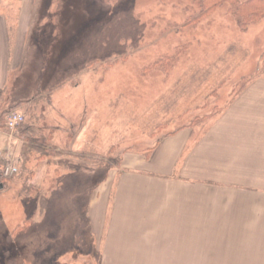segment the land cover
<instances>
[{"label": "rangeland", "instance_id": "rangeland-1", "mask_svg": "<svg viewBox=\"0 0 264 264\" xmlns=\"http://www.w3.org/2000/svg\"><path fill=\"white\" fill-rule=\"evenodd\" d=\"M234 9L220 0L189 24L200 12L193 0H0V113L19 104L26 124L42 105L40 134L66 140L62 118L79 128V155L38 160L40 152L17 155L11 144L17 173L1 184L0 264L109 263L122 173L176 134L195 144L264 80V14L243 22ZM104 187L93 225L89 194Z\"/></svg>", "mask_w": 264, "mask_h": 264}, {"label": "crops", "instance_id": "crops-1", "mask_svg": "<svg viewBox=\"0 0 264 264\" xmlns=\"http://www.w3.org/2000/svg\"><path fill=\"white\" fill-rule=\"evenodd\" d=\"M62 119L66 140L41 132V152L79 155V128L74 133V121ZM187 138L162 140L151 160L137 159L141 168L116 182L108 264H264V80L240 93L198 142L188 147ZM22 139L15 131L17 155ZM105 187L89 194L93 225ZM97 195L103 201L95 206Z\"/></svg>", "mask_w": 264, "mask_h": 264}, {"label": "trees", "instance_id": "trees-1", "mask_svg": "<svg viewBox=\"0 0 264 264\" xmlns=\"http://www.w3.org/2000/svg\"><path fill=\"white\" fill-rule=\"evenodd\" d=\"M223 1H228L235 7L234 12L237 14V16L240 17V20H242L243 22H254L264 14V0H246L243 3H238L237 0H221V2ZM193 3L200 9V12L197 16L192 18V21H188L189 24L203 19L206 15L211 13L217 6H219L220 0H193ZM18 106L19 104H15L12 108H10V111H14ZM41 108L42 105L39 106V113L36 116L29 115L28 123H23L16 130L18 137H23L22 140H25L21 148V155L25 156L29 149H34L38 153L40 152V155L37 157L38 160L45 154L44 152H41V148L39 147L40 145H38V143H40V141L44 138H40V132L35 126L37 119H40L42 116L41 114L43 112V109ZM6 112L7 111L0 113V127L2 128L4 127V116L6 115ZM6 182L7 180L0 176V185ZM26 190L29 191L28 187H26ZM26 193L28 194V192ZM18 228L20 230L17 232L22 233L21 231L23 229L18 226L17 230Z\"/></svg>", "mask_w": 264, "mask_h": 264}, {"label": "built area", "instance_id": "built-area-1", "mask_svg": "<svg viewBox=\"0 0 264 264\" xmlns=\"http://www.w3.org/2000/svg\"><path fill=\"white\" fill-rule=\"evenodd\" d=\"M25 122V117L16 111H10L4 116V128L8 134V146L5 150L3 161L4 165L1 167L0 176L4 179L14 176L17 173V168L11 164L8 152H10V142L13 138L14 132Z\"/></svg>", "mask_w": 264, "mask_h": 264}, {"label": "water", "instance_id": "water-1", "mask_svg": "<svg viewBox=\"0 0 264 264\" xmlns=\"http://www.w3.org/2000/svg\"><path fill=\"white\" fill-rule=\"evenodd\" d=\"M2 189V186L0 185V190Z\"/></svg>", "mask_w": 264, "mask_h": 264}]
</instances>
